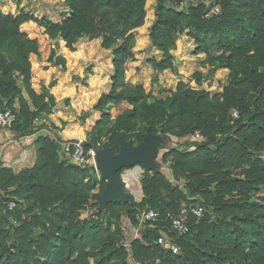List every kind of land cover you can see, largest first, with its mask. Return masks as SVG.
<instances>
[{
	"label": "trees",
	"instance_id": "trees-1",
	"mask_svg": "<svg viewBox=\"0 0 264 264\" xmlns=\"http://www.w3.org/2000/svg\"><path fill=\"white\" fill-rule=\"evenodd\" d=\"M205 1L157 0L151 39L164 55L157 59L148 54L145 63L160 72L173 68L171 50L188 32L206 54L204 65L212 72L230 71L228 84L214 96L182 83L152 97L142 86L126 83L124 63L134 58L127 37L144 25L146 0H64L61 21L23 8L0 10V106L12 111V129L25 134L40 130L35 120L57 106L51 91L35 88L34 57L40 55L41 44L24 27L36 25L43 37L62 39L72 51L82 38L102 37L106 48L121 40L112 52L111 90L95 105L102 117L91 140L84 142L87 151L103 136L115 153L124 143L135 147L150 135L170 144H160L156 165H143L141 201L111 200L100 206L107 181L98 180L90 158L68 162L59 154L61 140L41 135L32 167L16 175L0 171L9 173L15 184L12 190L0 187L9 193L5 198L0 192V216L20 223L10 224L12 244L0 234V264H81L95 254L101 256L99 264H264V194H258L264 191V0H211L222 12L210 18L205 17ZM184 2L189 5L181 8ZM48 62L67 68L54 49ZM192 78L203 86L206 76L195 71ZM123 102L131 108L112 120L110 110ZM233 109L239 118L232 117ZM196 130L204 141L192 138ZM174 137L180 139L178 146L172 145ZM125 168L117 172L118 179ZM23 191L31 207L39 208L26 218L16 215L17 203L12 210L8 207L10 192ZM184 205L206 209L201 219L190 212L187 234L171 231L161 217L132 235L145 209L180 213ZM58 206L59 222L48 223L46 217ZM161 231L169 232L180 253L158 243Z\"/></svg>",
	"mask_w": 264,
	"mask_h": 264
},
{
	"label": "rangeland",
	"instance_id": "rangeland-1",
	"mask_svg": "<svg viewBox=\"0 0 264 264\" xmlns=\"http://www.w3.org/2000/svg\"><path fill=\"white\" fill-rule=\"evenodd\" d=\"M157 4V0H146V18L144 25L131 31L127 37L129 45L134 53V58L124 63L126 83L130 87L142 86L145 92L152 97L161 95L163 91H175L182 83L194 89H205L210 92L211 96L222 92L224 86L229 82V69L218 68L212 72V67L210 65H204L203 62L206 59V54L198 51L196 41L188 32L183 33L178 38L175 49L171 50V54L174 57L173 68L160 72L156 71L152 65L145 63V58L148 54H153L157 59H161L164 55L162 51L153 46V41L151 39V29L157 20ZM205 4L206 7H209V5L217 3H212L211 0H207ZM188 5L187 2H184L181 8H185ZM21 8L34 15L53 21H61L63 12L66 10L64 0H0V10L2 11L15 12L19 11ZM24 29L32 34L33 37H37L41 44L40 55L34 57L33 68L35 73V88L38 92L42 90L51 91L55 95L57 102V106L52 114L44 113L39 119L35 120V122H38L36 126L47 131L45 135L53 134V137L59 138L61 143L64 142L62 139L66 141L82 140L85 143L90 141L92 133L96 130L95 127L102 117V113L96 109L95 105L103 95L109 93L111 90L112 76L114 74L112 52L121 40L115 43L112 48H106L102 46V37L96 39L82 38L77 43V50L72 51L66 46V42L62 39L50 40L43 37L41 30L36 25H26ZM53 49L56 54L66 59L67 68L65 70L57 67L53 68L49 65L48 58ZM195 71H201L206 76L203 86L197 85L192 78ZM18 83H20L19 80ZM15 105L19 108L18 99ZM129 108H131V106L128 105L127 102L113 107L110 110L112 120L116 119L119 114ZM62 134H64L66 138H63ZM174 139L172 145L178 146L180 144V139L175 137ZM164 142L154 137L152 140L153 150L150 162L154 161L161 143L165 146L170 145L166 140ZM106 145L109 144L107 138L103 136L101 141L93 146L94 156L92 155L89 159L90 165H95L96 167V155L104 150ZM126 145L128 147H133L130 143H126ZM59 154L61 158L71 162L66 158L63 150L60 149ZM96 168L98 180L104 179L101 169L98 167ZM163 168H168V164H165ZM142 173L143 164H138L133 167L125 168L121 174V178L118 179L123 184L124 193L128 201H141L143 197L140 183L143 175ZM98 191L99 187L90 192V194H94ZM8 194L9 193L5 194V198L8 197L6 196ZM258 194H264V191ZM9 197L13 198L12 200L18 204V210L16 211L17 216L26 218L36 211H39V208L31 207L32 202L27 198L25 191L20 194L10 192ZM98 203L100 206L105 205V201L102 199H99ZM198 207H202L205 212V207ZM61 210V206L55 207V211L49 213L46 217L48 223H58ZM144 211L138 214V223L136 227H134V230L139 229L138 232L145 229V223L140 224L141 216ZM91 213V210L86 211L82 214V217L88 216ZM11 223H15V226H17V224L20 225V223H17V221L13 219L8 223L0 216V234L5 237V243L7 244H12L15 240L12 230L10 229ZM129 232L130 231H128V233ZM138 232L135 231V233ZM161 236L166 237V241L172 239L168 231H161L160 237ZM180 251L181 249L179 248V253ZM100 258L101 256L99 254L89 255L87 257V262L84 263L81 260V264H99ZM104 264L117 263L107 262Z\"/></svg>",
	"mask_w": 264,
	"mask_h": 264
},
{
	"label": "built area",
	"instance_id": "built-area-1",
	"mask_svg": "<svg viewBox=\"0 0 264 264\" xmlns=\"http://www.w3.org/2000/svg\"><path fill=\"white\" fill-rule=\"evenodd\" d=\"M221 13V7L218 4L209 5L206 9V18H210L215 15H219ZM231 115L233 118H239V113L236 109L231 111ZM14 118L12 111L2 110L0 109V126L1 127H11L13 124ZM192 138L196 141H204L205 137L201 134L200 131L196 130ZM167 142V141H166ZM61 150L66 155V158L70 160L72 163H84L87 162L90 157L94 154V150H86L84 146V141L82 140H74V141H64L61 143ZM94 156V155H93ZM97 166V164H96ZM16 203L14 201H10L8 207L10 210L16 207ZM190 212L201 219L204 215V210L202 207H192L189 209L186 206H183L180 213H175L172 211H167L165 213L161 212L159 209L149 208L145 210L142 214L141 223L158 221L161 217H164L165 222L170 224L171 231L176 232L179 235L187 234L190 230L189 227V214ZM139 229L136 230L138 232ZM173 239V238H172ZM167 240L166 237H159L158 243L162 245L166 249L172 250L174 253H179L178 246L174 243L173 240ZM169 246V248H167Z\"/></svg>",
	"mask_w": 264,
	"mask_h": 264
},
{
	"label": "crops",
	"instance_id": "crops-1",
	"mask_svg": "<svg viewBox=\"0 0 264 264\" xmlns=\"http://www.w3.org/2000/svg\"><path fill=\"white\" fill-rule=\"evenodd\" d=\"M37 123L35 122L36 125ZM46 133L47 131L42 128L32 134H25L11 127L0 126V171L9 170L16 175L26 168L32 167L39 154L40 143L38 138ZM62 135L63 138H66L64 134ZM62 141L66 140L62 139ZM9 176V173L0 174V187L12 190L15 189V184L14 181L9 180ZM0 192L5 194L6 190L1 189ZM135 231L131 230V233L137 236L138 233Z\"/></svg>",
	"mask_w": 264,
	"mask_h": 264
},
{
	"label": "water",
	"instance_id": "water-1",
	"mask_svg": "<svg viewBox=\"0 0 264 264\" xmlns=\"http://www.w3.org/2000/svg\"><path fill=\"white\" fill-rule=\"evenodd\" d=\"M154 137L163 142L165 141L160 136L150 135L138 146L128 147L124 143L120 152L115 153L109 145H106L104 150L96 155V167L101 169L103 178L107 181L106 189L100 197V199L105 201V204L111 200L128 201L124 193L123 184L118 180L116 174L124 167H133L138 163L146 166L154 165V161L150 162L153 150L152 140Z\"/></svg>",
	"mask_w": 264,
	"mask_h": 264
}]
</instances>
